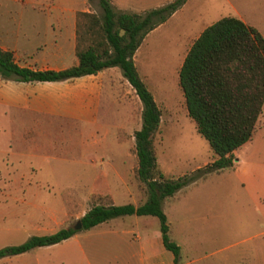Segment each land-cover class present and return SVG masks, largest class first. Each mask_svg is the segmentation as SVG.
<instances>
[{"label": "rangeland", "instance_id": "obj_1", "mask_svg": "<svg viewBox=\"0 0 264 264\" xmlns=\"http://www.w3.org/2000/svg\"><path fill=\"white\" fill-rule=\"evenodd\" d=\"M162 2L128 5L147 9ZM62 10L75 12V52L89 41L87 18L78 11L99 14L97 0H0V31L15 27L12 17ZM225 15L238 16L264 37V0H185L144 34L135 51L133 63L160 108L152 145L167 176L190 174L215 157L186 113L177 70L191 37ZM7 42L0 37L1 47ZM30 52L13 58L32 67L69 61ZM8 80L0 78V247L73 226L95 203L145 199L133 145L141 104L117 66L103 70L90 120L9 105L2 96L11 89L33 95L47 88L37 83L24 90ZM232 156L230 166L162 199L168 235L179 245L175 264H264V103L249 139ZM75 229L59 242L1 256L0 264H173L154 215H122Z\"/></svg>", "mask_w": 264, "mask_h": 264}, {"label": "trees", "instance_id": "obj_2", "mask_svg": "<svg viewBox=\"0 0 264 264\" xmlns=\"http://www.w3.org/2000/svg\"><path fill=\"white\" fill-rule=\"evenodd\" d=\"M185 0H168L140 12L116 10L109 0H97L99 14L78 11L87 19L89 41L75 48L76 63L59 68L18 65L12 51L0 48V78L16 81H55L117 66L140 101V125L133 131L135 175L145 185V199L137 204L95 203L79 217L80 229L122 215H154L163 247L175 264L179 245L168 235L161 207L163 197L181 186L232 164V150L249 139L264 103V38L236 15H225L203 27L191 39L177 70V82L187 115L208 142L215 157L190 174L170 177L157 166L152 145L160 108L138 73L132 56L144 34L163 22ZM77 229L59 227L0 247V257L59 242Z\"/></svg>", "mask_w": 264, "mask_h": 264}, {"label": "crops", "instance_id": "obj_3", "mask_svg": "<svg viewBox=\"0 0 264 264\" xmlns=\"http://www.w3.org/2000/svg\"><path fill=\"white\" fill-rule=\"evenodd\" d=\"M109 1L114 4L115 7L120 8L123 11L131 10L138 12L146 9L142 6L138 9H134V7L131 8L128 5L131 0ZM165 1L166 0H163V2ZM11 22H13L15 27L10 28L7 32L0 31V37H2L4 41H8V45L3 47L0 46V48L11 50L13 55L19 52L22 56L31 53L30 51H35L40 57L49 55L50 60L55 62L65 58L69 59L67 63L59 62L50 65L46 64L43 65V67H32L25 62L23 63L17 61L16 58H13L18 65L39 69H59L68 66L69 64L76 63L77 58L74 53L75 12L62 10L59 13H52V11H44L41 12V14H34V17L27 16L22 17L21 19L19 17H12ZM199 32L200 31H198V33ZM198 33H196V35ZM196 35L192 36L191 39ZM135 51L132 56L133 62ZM105 68H102L95 73H87L69 79L55 81L27 82L12 81L10 79L8 81L15 83V86L24 84V86H20V88L24 87V90H28L26 85L37 83L43 85L47 89H40L38 93L33 95L29 94L28 91L22 92L11 89L8 91L7 96H2V99L7 101V104L14 105V107H29L30 109L45 111L46 114L50 115L63 113L84 117L85 119L90 120L99 103L102 90L101 77ZM102 222L103 221L99 223ZM99 223L95 225H98Z\"/></svg>", "mask_w": 264, "mask_h": 264}, {"label": "water", "instance_id": "obj_4", "mask_svg": "<svg viewBox=\"0 0 264 264\" xmlns=\"http://www.w3.org/2000/svg\"><path fill=\"white\" fill-rule=\"evenodd\" d=\"M73 228H78V227H80V222H79V220H77L76 222H75V224L72 226Z\"/></svg>", "mask_w": 264, "mask_h": 264}]
</instances>
